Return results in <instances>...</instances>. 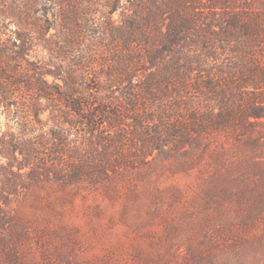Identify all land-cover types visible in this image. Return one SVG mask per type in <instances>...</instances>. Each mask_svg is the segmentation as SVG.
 <instances>
[{"label":"trees","instance_id":"16d2710c","mask_svg":"<svg viewBox=\"0 0 264 264\" xmlns=\"http://www.w3.org/2000/svg\"><path fill=\"white\" fill-rule=\"evenodd\" d=\"M0 116V264H243L264 237V0H0Z\"/></svg>","mask_w":264,"mask_h":264},{"label":"rangeland","instance_id":"374dc122","mask_svg":"<svg viewBox=\"0 0 264 264\" xmlns=\"http://www.w3.org/2000/svg\"><path fill=\"white\" fill-rule=\"evenodd\" d=\"M124 14L121 13V11H117L114 15H113V20H115L116 22L121 20V17ZM6 120L3 116H0V124L1 126H3L4 128V124H5ZM156 160L155 162L152 164L150 170H148V172H152L153 177L156 179V182H178V185H185L187 183H191V181H193V183L197 184V182H195V178H193V174H191V177L186 178L183 176H175V177H165V176H161L164 172H165V168L166 166H168V159L165 158V156L163 155H158L155 154ZM164 168V169H163ZM144 171V170H143ZM144 173L142 175V177H145V175L147 176V173ZM154 182V181H152ZM91 203V200H83L81 198V195H78L75 197L74 200V206L73 209L69 210V212L67 213L68 218H70L73 222L76 223H83L84 221V217L81 214V212L79 211V209L84 205V204H89ZM257 245H259L258 249L255 251L254 249H252L249 246H245L243 248V254H242V258L240 259L243 264H264V237H262L259 242L257 243ZM232 251L228 252V257L232 256Z\"/></svg>","mask_w":264,"mask_h":264}]
</instances>
